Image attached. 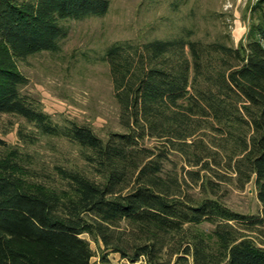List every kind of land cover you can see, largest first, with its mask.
Returning a JSON list of instances; mask_svg holds the SVG:
<instances>
[{"label":"trees","instance_id":"16d2710c","mask_svg":"<svg viewBox=\"0 0 264 264\" xmlns=\"http://www.w3.org/2000/svg\"><path fill=\"white\" fill-rule=\"evenodd\" d=\"M110 0H0V116L76 145L90 173L53 171L20 147L0 157V264H264V0H254L242 46L185 29L170 39L116 42L110 69L121 132L56 122L23 92L19 61L57 52L66 20L107 13ZM147 141L155 142L148 145ZM177 158V160H175ZM181 162V167L180 163ZM254 183L260 216L223 201ZM206 227H210L207 229Z\"/></svg>","mask_w":264,"mask_h":264},{"label":"rangeland","instance_id":"374dc122","mask_svg":"<svg viewBox=\"0 0 264 264\" xmlns=\"http://www.w3.org/2000/svg\"><path fill=\"white\" fill-rule=\"evenodd\" d=\"M254 0H110L102 16L66 20L67 37L57 52H42L19 61V69L28 78L23 92L34 99L53 119L89 125L105 138L111 131L121 132L119 107L109 66L101 57L105 49L122 41L143 43L170 39L185 29L193 38L211 40L228 33L231 44L242 46ZM33 126L16 115L0 116V140L7 147H20L53 171L55 165L89 172L79 148L66 139L42 137L35 144H24L19 129ZM155 142L147 141L148 145ZM0 144V157L4 154ZM177 160V158H175ZM181 167V162L179 163ZM223 201L234 211L260 216L262 205L253 182L243 190L224 186ZM210 229V227H206ZM94 251L93 262L101 263V242L84 235ZM108 264H129L119 253L108 252ZM191 264V263H189Z\"/></svg>","mask_w":264,"mask_h":264}]
</instances>
